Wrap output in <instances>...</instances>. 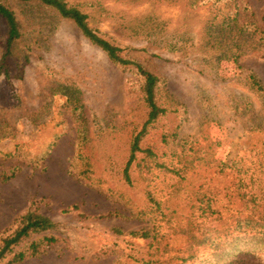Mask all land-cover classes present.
Returning <instances> with one entry per match:
<instances>
[{
    "label": "rangeland",
    "instance_id": "rangeland-1",
    "mask_svg": "<svg viewBox=\"0 0 264 264\" xmlns=\"http://www.w3.org/2000/svg\"><path fill=\"white\" fill-rule=\"evenodd\" d=\"M67 2L166 78L169 112L141 143L158 163L139 154L126 181L147 118L139 76L53 8L10 1L21 37L6 57L0 15V246L37 211L58 226L29 241L57 242L19 264H264L257 242L228 245L252 233L236 231L248 215L242 195L264 202V89L250 78L264 88V0ZM235 3L237 25L213 28L208 42Z\"/></svg>",
    "mask_w": 264,
    "mask_h": 264
},
{
    "label": "trees",
    "instance_id": "trees-1",
    "mask_svg": "<svg viewBox=\"0 0 264 264\" xmlns=\"http://www.w3.org/2000/svg\"><path fill=\"white\" fill-rule=\"evenodd\" d=\"M10 1H20V2H31V1H39L43 5L49 8H53L57 11L60 16L65 19L72 20L76 23V25L80 28L84 36L91 41L94 45L101 48L108 56L109 60L116 66L122 69H128L131 72H134L139 76L141 81L140 93L142 97V101L145 104L147 110V118L140 132H138L132 141L131 145V154L129 160L126 164V168L124 170L125 179L128 183L131 182L130 178V169L137 162L138 155L143 153L145 154L144 158L152 159L155 163L157 160V156L153 152L152 149H142L141 143L145 138L148 129L150 126L158 122L161 118L165 117L169 110L166 106L161 103V95L163 90L167 88V80L164 77L158 76L154 73L149 72L145 69V67L123 55L124 49L112 44L111 42L103 39L97 31L93 30L88 23V15L83 13L81 10L75 7H71L67 0H0V15L6 20L8 26L7 32V40L5 47V55L8 57L11 54V49L14 43L21 37V32L19 28V23L15 17V14L9 7ZM218 1L215 0L214 6ZM235 7L233 11L228 13V16L224 18V20L219 25H214L210 27L208 30L209 35L208 38L210 42L214 39L212 35V29L224 28L226 25L227 28H232V24L237 25L238 17H239V5L234 4ZM235 11V12H234ZM245 54L244 51L239 52L234 55L235 59H238L240 56ZM251 82L258 91H262L264 88L261 86V83L256 79L255 76L251 75ZM138 164V166H142L144 169H148V163ZM239 173V172H238ZM244 184L243 179H239L238 185L239 187ZM264 193V192H263ZM244 199V205L248 208V215L244 218L236 219V231L246 232V229L251 228L252 233H246L245 235L238 236L234 238L231 242H228V245L231 247L234 246H242L249 247L252 243L257 242L260 244V247L264 246V202H262L258 197L251 196L246 199V195H242ZM151 201L157 204V201L152 197ZM158 206V205H157ZM75 210L78 209L77 206L73 207ZM58 226L57 223L52 221L50 218L39 214L37 211H29L23 216L19 218V224L15 232L8 236L3 240L2 245L0 246V264L7 260H9L5 264H19L23 262L26 258L30 256H36L40 253L41 249L45 245L53 244L57 242V239L54 237H42V242L37 241H29L32 236L40 235L47 231H52L56 229ZM134 237L140 236L142 238H148L147 233H132ZM28 241L27 248H21L24 242ZM202 243V242H201ZM19 250H16L19 248ZM220 248H217V250ZM241 249L239 247H235L234 251H224L218 252L215 258H219L221 261L224 258L230 257L231 253H234ZM193 257V256H191Z\"/></svg>",
    "mask_w": 264,
    "mask_h": 264
}]
</instances>
